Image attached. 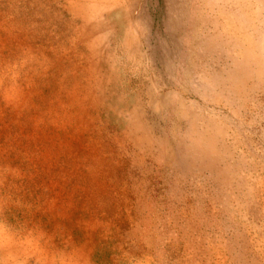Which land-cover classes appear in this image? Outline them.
<instances>
[{
  "label": "rangeland",
  "instance_id": "374dc122",
  "mask_svg": "<svg viewBox=\"0 0 264 264\" xmlns=\"http://www.w3.org/2000/svg\"><path fill=\"white\" fill-rule=\"evenodd\" d=\"M0 264H264V0H0Z\"/></svg>",
  "mask_w": 264,
  "mask_h": 264
}]
</instances>
